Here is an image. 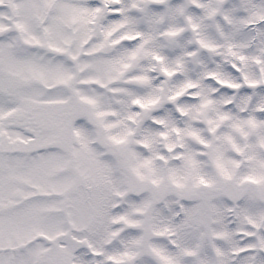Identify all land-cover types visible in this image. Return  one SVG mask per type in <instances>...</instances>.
<instances>
[{"label":"snow or ice","instance_id":"snow-or-ice-1","mask_svg":"<svg viewBox=\"0 0 264 264\" xmlns=\"http://www.w3.org/2000/svg\"><path fill=\"white\" fill-rule=\"evenodd\" d=\"M0 264H264V0H0Z\"/></svg>","mask_w":264,"mask_h":264}]
</instances>
